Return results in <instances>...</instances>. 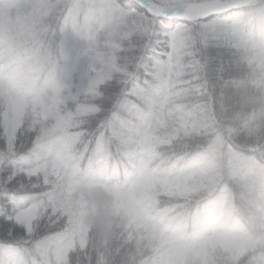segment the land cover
<instances>
[{"label":"trees","instance_id":"16d2710c","mask_svg":"<svg viewBox=\"0 0 264 264\" xmlns=\"http://www.w3.org/2000/svg\"><path fill=\"white\" fill-rule=\"evenodd\" d=\"M81 2L0 0V57L23 64L15 82L0 79V160L7 154L5 139L8 153L13 144L15 151H24L54 124L50 78L66 35L85 25L83 16L79 23L66 21L64 6ZM248 33V40L234 31L214 39L218 42L208 49L210 61L173 77L162 97L173 119L161 126L165 139H155L140 166L135 161L144 119L130 137L136 149L133 163L114 148L95 166L103 176L86 171L97 185L127 192V201L107 200L111 205L98 213L99 196L86 189L80 228L68 206L74 224L57 238L59 264H69V257L72 264H137L146 252L151 255L143 264H264V46ZM111 71L123 72L124 67L116 61ZM92 72L102 76L100 69ZM91 93L84 92L82 106L90 103ZM155 104L153 113L160 100ZM217 136L223 152L212 156L209 147ZM226 152L251 164L234 171ZM115 164L121 178L107 181ZM157 165L167 175L160 176ZM147 177L155 184L168 181V186L157 184V190L153 185L146 192L141 183ZM209 200L213 203L205 213ZM157 204L166 223L148 214Z\"/></svg>","mask_w":264,"mask_h":264},{"label":"snow or ice","instance_id":"6c2138e0","mask_svg":"<svg viewBox=\"0 0 264 264\" xmlns=\"http://www.w3.org/2000/svg\"><path fill=\"white\" fill-rule=\"evenodd\" d=\"M99 5H90L93 10ZM103 22L91 23L78 3L64 6V19L79 23L83 16L88 43L84 54L90 70L91 101L82 106L84 76L77 67L68 72L71 94L65 98L64 115L43 129L24 151L7 152L0 160V264H41L57 247L59 230H40L43 202L54 198L57 187L73 175L93 169L122 141L137 132L155 102L146 97L154 85L155 66L166 65L165 91L185 67L196 69L210 61V39L219 38L246 24L264 32V12L252 11L238 19V9H250L243 0H104ZM80 39H85L83 31ZM120 61L123 72H112ZM206 66V65H205ZM80 82L77 83L76 81ZM136 112V116L132 113ZM39 178L43 182L36 183Z\"/></svg>","mask_w":264,"mask_h":264},{"label":"rangeland","instance_id":"374dc122","mask_svg":"<svg viewBox=\"0 0 264 264\" xmlns=\"http://www.w3.org/2000/svg\"><path fill=\"white\" fill-rule=\"evenodd\" d=\"M81 31H83L85 34L84 40L80 39ZM234 33L236 34V36L244 40H248V37H250V34L244 32L241 28L235 30ZM86 37L87 28L85 27V25H81L75 27L72 32L68 33L62 44V51L58 61L55 64L54 74L50 78V83L48 85L49 90L47 92L49 93L50 109L53 112L54 119L52 120V123L54 124L57 122L58 117H62L65 114L63 111L66 108L64 101L65 98L71 94L70 85L72 81H69L68 79L69 70H71L75 66L78 68L79 74H82L84 76V92H89V90H92L89 87L91 83V81L88 79L89 75L100 76V74L93 73L89 68L88 59L84 54V45L88 43ZM76 82L79 83L80 81L77 80ZM157 108L158 109L154 113V108L148 109L143 118L144 123L137 143V149L140 154V158L135 161V163L139 164V166L140 161L145 160L147 155L150 154L155 144V139L158 138L161 141L165 139L166 133H163V135L159 133V131L162 130L161 126L166 125L173 119L172 113L169 107H167L165 99H160V105ZM221 147L222 137L217 136V138L210 144L209 153H211L212 156H217L223 152ZM225 155L228 158L229 165L233 167L234 171L241 172L243 171V169L248 168L251 164V161L249 159L239 158L233 152H226ZM133 158L134 156L132 154H127V159L129 160V162L133 163V161L131 160ZM92 172H94L95 175L103 176L99 175L102 174L100 167H98L97 169L94 167L93 169L89 170L90 174ZM112 172V175H109L107 177V181H110L111 178L114 177L121 178V171L117 164H115ZM143 180L144 181L141 184L147 192V190H150V188L155 183L151 177H147L146 179L143 178ZM86 189H90L92 194L94 193L99 196L100 205L98 208V213H101L105 209V206H110L111 204L108 201L112 202V199H117L118 203L123 202L124 205L126 204V197L128 196V193L124 192L116 185L115 187H111L110 185H107V183H104V186L101 187L97 185L92 179H90L88 175H86V171L73 175L68 178L63 184L62 194L66 205L74 208V219L77 228H80V226L82 225L86 214V197L84 195V191ZM103 200L104 202H102Z\"/></svg>","mask_w":264,"mask_h":264},{"label":"clouds","instance_id":"9594fccd","mask_svg":"<svg viewBox=\"0 0 264 264\" xmlns=\"http://www.w3.org/2000/svg\"><path fill=\"white\" fill-rule=\"evenodd\" d=\"M104 3V0H82L81 3H79L84 9H85V16L89 19L91 23H99L101 28L105 27V24L103 22L104 17V9L102 7ZM250 5H252V8L250 9H238L236 10V13L234 14L238 19H243L244 14L252 12V11H262L264 12V0H248ZM99 5L95 10H93L90 5ZM240 28L248 33L250 32L251 35L257 39L262 46H264V32L256 31L250 26L246 24H241ZM218 41L214 39H210L209 44L210 47H212L214 44H216ZM7 43V42H6ZM166 69V65L163 62L158 63L155 66V76L153 77L154 85L150 88L146 89L144 92V95L146 97H150L153 99V102H155L156 96L155 93L157 91L159 92L160 96H163L165 93V85L166 80L164 79V72ZM23 71V64L18 62H13L9 60L7 57H0V79L6 81V82H15L18 77L21 75ZM38 87V86H37ZM137 113H132V116H136ZM5 134H7L8 129H4ZM119 151H122L126 154H133L136 149L133 147V143L131 139H127L121 142ZM157 168L159 170L160 176H165L168 173L167 169L161 168L159 165H157ZM36 183H41L42 190H43V182L37 178ZM168 181H158L157 184L159 187L167 188ZM157 184H154V189H157ZM158 190V189H157ZM63 186L57 187V194L54 198L49 197L47 200L43 202V215L40 218L39 221V229L40 230H52L56 231L59 230L57 233V238L64 233L69 232L74 224V219L71 215L70 209L64 202L63 197ZM163 202H160L162 204ZM213 201L209 200L205 203L204 210L205 213L208 212L210 206L212 205ZM159 207V204H157L155 207L149 210V216H151L153 219L160 223H166V221L162 217V213L160 211H157V208ZM217 222H222V218H217ZM76 255H79V253H75ZM151 252H146L143 257L138 258L137 264H143V260L150 256ZM41 264H59L58 260V252L57 247H52L49 252L45 253L44 256L41 259ZM69 264H72L71 257H69ZM243 264V262H241Z\"/></svg>","mask_w":264,"mask_h":264},{"label":"bare ground","instance_id":"6f19581e","mask_svg":"<svg viewBox=\"0 0 264 264\" xmlns=\"http://www.w3.org/2000/svg\"><path fill=\"white\" fill-rule=\"evenodd\" d=\"M248 1V0H245V2Z\"/></svg>","mask_w":264,"mask_h":264},{"label":"water","instance_id":"95a60500","mask_svg":"<svg viewBox=\"0 0 264 264\" xmlns=\"http://www.w3.org/2000/svg\"><path fill=\"white\" fill-rule=\"evenodd\" d=\"M243 2H245V0H243Z\"/></svg>","mask_w":264,"mask_h":264}]
</instances>
